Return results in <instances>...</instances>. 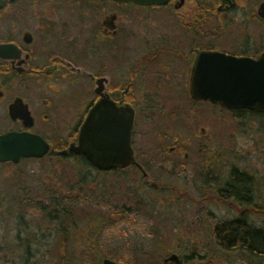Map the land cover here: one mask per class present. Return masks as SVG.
<instances>
[{
	"label": "flooded vegetation",
	"instance_id": "obj_1",
	"mask_svg": "<svg viewBox=\"0 0 264 264\" xmlns=\"http://www.w3.org/2000/svg\"><path fill=\"white\" fill-rule=\"evenodd\" d=\"M202 52L264 54V0H0V136L26 133L49 146L41 156L0 160V264H35L32 252L51 236L59 240L60 227L71 235L70 204L81 187L76 160H88L69 147L98 101L105 111H114L111 103L131 107L133 129L140 106H156L163 93L183 91L193 103L220 107L189 93ZM73 88L76 101L63 112L60 98ZM178 149L157 151L158 165L169 156L176 167ZM88 163L94 173L116 170ZM224 184L207 185L218 201Z\"/></svg>",
	"mask_w": 264,
	"mask_h": 264
},
{
	"label": "rangeland",
	"instance_id": "obj_2",
	"mask_svg": "<svg viewBox=\"0 0 264 264\" xmlns=\"http://www.w3.org/2000/svg\"><path fill=\"white\" fill-rule=\"evenodd\" d=\"M147 95L156 99L152 90ZM77 96L74 88L66 92L60 110L66 112ZM144 104L138 109L132 145L139 162L144 160L139 154L147 153L154 155L155 163L144 179L127 167L97 177L105 182L94 189L90 185L76 189L65 264H85L81 254L90 245L101 256L107 252L126 259L135 256L137 264H164L163 258L171 253L179 256L180 264H264L248 253L218 245L215 226L240 213L234 205L215 199L212 188L224 183L232 166L252 175L257 205L246 215L252 226L264 228V126L250 114L235 118L230 110L193 103L183 91L163 93L156 106ZM72 126L67 123L65 132ZM172 145H180L174 154L176 167L169 156L162 161L164 167L159 166L156 152ZM57 242L51 236L47 246L33 251L34 263L59 264Z\"/></svg>",
	"mask_w": 264,
	"mask_h": 264
},
{
	"label": "water",
	"instance_id": "obj_3",
	"mask_svg": "<svg viewBox=\"0 0 264 264\" xmlns=\"http://www.w3.org/2000/svg\"><path fill=\"white\" fill-rule=\"evenodd\" d=\"M132 1L151 4L165 0ZM189 93L195 100L218 104L227 110L248 109L264 113V54L257 59H250L216 52L199 53L194 59ZM108 107L114 111H105L100 100L89 109L78 131L77 144L71 145L69 149L76 154H83L100 170L124 169L133 165L145 176L146 172L135 159L131 144L132 108L122 110L112 103ZM48 148L35 135L10 132L0 136L1 161L41 156ZM179 261L176 253L163 258L164 263ZM100 264L121 263L103 258Z\"/></svg>",
	"mask_w": 264,
	"mask_h": 264
},
{
	"label": "trees",
	"instance_id": "obj_4",
	"mask_svg": "<svg viewBox=\"0 0 264 264\" xmlns=\"http://www.w3.org/2000/svg\"><path fill=\"white\" fill-rule=\"evenodd\" d=\"M248 114L254 117L260 126H264V113L248 109H235L232 111V115L235 118H245ZM158 151L161 152L160 150ZM166 151L168 150H165L164 153H168ZM141 155H143L144 159L142 168L145 172H147V170L151 168V164L155 163V161L152 160L154 155L140 153L139 156ZM140 161L142 162V158ZM76 162L77 165H81V187L79 189H83L89 185L94 189L98 187L101 181L103 183L105 182V179L98 181L97 177H106L114 172H121V169H116L110 172L98 171L97 173H94L93 170H95V168L89 166L90 164L85 159H77ZM160 165L164 167L163 162H161ZM133 168L136 172L141 174L143 179L145 178V176H143L136 167ZM224 182V190L221 191V195L225 196L224 198L227 204L234 205L240 215L238 217L225 220L221 222V224L215 226L214 236L216 242L223 249H241V251L264 261V228L252 226L249 222V218H247L248 216L246 215L247 212L250 214L251 211L256 210L255 205H257V201L253 192V184L255 182L254 177L248 172L240 171L236 168V166H232ZM252 228H256V230L250 231ZM58 231V233H60L59 240L57 242V251L60 254L59 264H65L69 261V252L66 251V246L70 235L68 234V230H65L63 227H60ZM81 257L85 260V264H100L103 259L102 257L113 259L121 264H137V258L135 256H132L130 259H126L121 256L114 257V255L109 252L101 256V254L92 249L91 245L86 246L83 249ZM180 263L181 259L179 263L173 264Z\"/></svg>",
	"mask_w": 264,
	"mask_h": 264
}]
</instances>
